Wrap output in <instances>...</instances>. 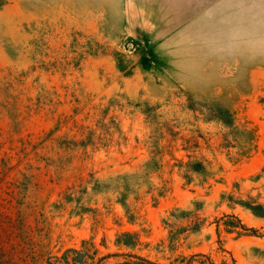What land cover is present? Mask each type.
I'll use <instances>...</instances> for the list:
<instances>
[{
    "label": "rangeland",
    "instance_id": "1",
    "mask_svg": "<svg viewBox=\"0 0 264 264\" xmlns=\"http://www.w3.org/2000/svg\"><path fill=\"white\" fill-rule=\"evenodd\" d=\"M219 3L6 0L0 264H264V53Z\"/></svg>",
    "mask_w": 264,
    "mask_h": 264
},
{
    "label": "clouds",
    "instance_id": "2",
    "mask_svg": "<svg viewBox=\"0 0 264 264\" xmlns=\"http://www.w3.org/2000/svg\"><path fill=\"white\" fill-rule=\"evenodd\" d=\"M217 8L229 11L225 23L234 25L226 50L242 44L250 51L264 53V0H220Z\"/></svg>",
    "mask_w": 264,
    "mask_h": 264
},
{
    "label": "trees",
    "instance_id": "3",
    "mask_svg": "<svg viewBox=\"0 0 264 264\" xmlns=\"http://www.w3.org/2000/svg\"><path fill=\"white\" fill-rule=\"evenodd\" d=\"M6 4V0H0V9ZM240 228L242 230H251L252 229H246L243 225H240ZM130 260L126 264H156L151 261H149L146 258L131 255L129 256ZM92 260V257H90L89 250L84 249L81 251L78 250H69L66 252L62 257L60 258H53L49 259L48 264H90V261Z\"/></svg>",
    "mask_w": 264,
    "mask_h": 264
}]
</instances>
